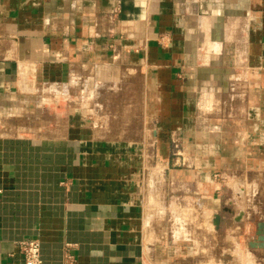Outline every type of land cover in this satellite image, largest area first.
I'll use <instances>...</instances> for the list:
<instances>
[{"label":"crops","instance_id":"0c3cea01","mask_svg":"<svg viewBox=\"0 0 264 264\" xmlns=\"http://www.w3.org/2000/svg\"><path fill=\"white\" fill-rule=\"evenodd\" d=\"M126 70L158 82L162 125L182 129L197 157L193 170H169L197 188L189 202L215 216L221 201L254 198L264 223V0H0L3 125L30 122L42 94ZM66 106L60 131L0 128V264H25V239L40 241L43 264H65L67 252L74 264H195L183 239L157 235L171 229L157 219L166 194L150 199L153 173L168 166L149 169L147 142L102 136ZM222 169L223 194L212 176Z\"/></svg>","mask_w":264,"mask_h":264},{"label":"rangeland","instance_id":"374dc122","mask_svg":"<svg viewBox=\"0 0 264 264\" xmlns=\"http://www.w3.org/2000/svg\"><path fill=\"white\" fill-rule=\"evenodd\" d=\"M120 75L115 82L80 80L75 84L71 95L65 90L42 94V104L37 109V117L26 124L0 123V128L4 127V130L13 133L23 130V127L32 132H43L49 127L60 131L65 126L63 117L66 115V103L71 100L73 109L85 112L102 136L133 137L136 142H147L148 168H154L158 164L168 166V173H161L156 169L153 173L154 178L152 177L153 181H158L155 182L158 186L154 188V192L152 191L150 199L153 196L154 203L157 201L156 195L166 194L168 200V203L163 205L161 213H158L157 219L161 221L163 216L168 223L165 226L171 229V231H157L158 238L163 234L169 235L170 239L177 240V236L178 239H183L188 248L185 255L194 260L195 264H256V257L263 253L260 249L264 248V235H259V231L264 230L262 228L264 223L259 219L263 214L262 206L259 207L256 200L249 197L245 199L243 208L240 203L231 205L221 201L222 203L217 205L218 213L214 216L215 211L211 210L208 204L198 201L189 202L192 199L189 196L191 197L193 190L197 188H194L192 183H185V187H182L181 182L175 181L170 176L169 170L178 168L193 170L198 160L192 151L187 149L186 141L182 138V129L172 130L169 125H162V117L154 106L156 103L154 92H157L158 82L154 81L151 84L153 90L148 91L151 85L149 86L145 76L139 73L135 76L129 75L127 70ZM147 102L148 107H145ZM151 103L153 108L150 107ZM145 132H148L147 139L144 138ZM165 143L169 145V158L164 161V157L159 156L158 153ZM202 173H200L201 177ZM146 175L148 179V171ZM212 176L216 183L222 185L219 191L223 194L225 190L223 186L229 175L222 169L214 172ZM161 181L163 183H160ZM179 194L185 198V201L177 207L174 197ZM145 196L148 199V193ZM230 209L234 212L236 210V213H230ZM217 215L219 219L224 216V219L215 224L214 219ZM224 226L227 230H224ZM216 228H220L221 231H214ZM181 229L184 231H179ZM146 235L148 236V231Z\"/></svg>","mask_w":264,"mask_h":264},{"label":"built area","instance_id":"2783aa9c","mask_svg":"<svg viewBox=\"0 0 264 264\" xmlns=\"http://www.w3.org/2000/svg\"><path fill=\"white\" fill-rule=\"evenodd\" d=\"M19 251L24 255L25 264H43L41 257V245L38 239H25L17 243ZM73 255L69 252L65 255V264H74Z\"/></svg>","mask_w":264,"mask_h":264},{"label":"water","instance_id":"95a60500","mask_svg":"<svg viewBox=\"0 0 264 264\" xmlns=\"http://www.w3.org/2000/svg\"><path fill=\"white\" fill-rule=\"evenodd\" d=\"M219 216L217 215L216 217H215V219H214V222H215V224H217V223H219Z\"/></svg>","mask_w":264,"mask_h":264}]
</instances>
